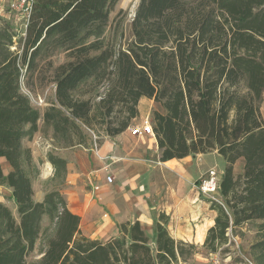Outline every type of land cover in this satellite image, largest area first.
Here are the masks:
<instances>
[{
  "label": "trees",
  "instance_id": "1",
  "mask_svg": "<svg viewBox=\"0 0 264 264\" xmlns=\"http://www.w3.org/2000/svg\"><path fill=\"white\" fill-rule=\"evenodd\" d=\"M119 1L33 0L21 50H12L9 28L0 32V158L12 168L5 174L0 164V184L17 211L0 202V264H27L34 251L36 264H186L196 254L169 233L165 213L151 236L136 220L119 224L117 237L92 239L60 190L35 200L37 167L24 140L41 114L21 91L22 70L59 50L69 60L55 69V100L43 115L55 133L80 137L78 121L119 135L139 116L141 97L152 99L165 111L152 112L162 161L214 151L225 160L205 249L218 252L246 223L264 227V0H140L124 44L119 24L102 38ZM49 160L63 178L67 161ZM253 251L264 264V238Z\"/></svg>",
  "mask_w": 264,
  "mask_h": 264
},
{
  "label": "rangeland",
  "instance_id": "2",
  "mask_svg": "<svg viewBox=\"0 0 264 264\" xmlns=\"http://www.w3.org/2000/svg\"><path fill=\"white\" fill-rule=\"evenodd\" d=\"M10 2L11 0H0V32L9 28V31L15 34L13 39L15 43L12 50H21L23 39L26 36V25L29 21L23 12V6H19L18 9H12ZM138 2L139 0H120L110 15L109 25L102 38L105 36L111 39L114 28L119 24L116 43L119 44V41H122L123 44L128 42L131 39V21ZM121 33L123 34V39L120 40ZM68 60L67 53L61 50L53 54H43L38 58L37 68L34 71H29L26 67L23 68L21 91L29 97L31 104L41 114V119L38 121V130L31 138L24 140V145L32 150L34 163L37 167V173L33 176L35 200L43 199L47 193L53 190H60L70 207H73L75 204L82 202L81 196H85L86 194L89 195V199L85 201L86 204L89 201L92 204L95 201H99H97L96 197L94 199L92 198L94 194L90 183V185L85 186L84 190L78 191L74 187L72 188L71 184L67 181V173L63 178L55 177V168L50 162L49 156L53 155L66 158L68 162L73 163L78 168L88 163L86 157H83L82 154L87 155L90 160V156L97 152L94 147L95 140L98 146H100L107 135L104 134L101 127H98L99 131H95L77 121L82 135L79 137L72 134L70 137H64L62 132L55 133L52 125L45 124L43 115L55 100L56 84L53 78L55 69ZM85 90L83 88L80 93L84 95ZM84 96L86 97L87 95ZM142 109L145 110V106ZM146 117L141 118V115H139L132 121L129 128H135ZM150 117L152 119V114ZM176 162L172 166V170L164 168L167 171L166 174L163 177L156 178L155 200L151 203V206L155 208L154 213L156 218L162 213L169 216V222L166 227L173 236H175L174 229H177V227L179 230L184 231L193 222H206L207 219L216 215V212L211 210V202L213 200L199 194L195 186L199 184L201 177L205 174L204 165H201V161H195L190 157L186 161L179 160ZM205 162L206 171L212 166L216 167L221 173V176L223 175L226 163L224 158L218 155V153L215 152V154L207 155ZM48 163L51 165L50 170H47ZM1 164L4 173L7 174L6 164ZM243 165L244 161L242 163H236L234 169L235 175L242 173ZM95 177H98V175H95ZM85 178L87 179V177ZM91 178L95 185V181L97 180H94V177ZM99 193L101 195L100 191ZM11 196L12 189L0 184V202L8 205L17 214L16 206ZM216 197L223 202L220 194ZM104 212L108 216H103ZM131 214L128 218L135 217L134 211ZM101 220L107 223L109 221H115V218L109 214L108 210H102ZM47 223L46 220L45 224ZM90 224L84 223L83 228L90 227ZM93 230L91 233L93 237H99L103 240H107L112 236H119V229L114 233L111 229L108 230V228H104L103 226H96ZM146 232L150 236L153 234L151 230L146 229ZM229 238V242L222 246L216 253L209 252L196 239L192 241L183 240L188 243H193L197 247L196 254L186 264H213L215 259H218L221 262L220 264H256L253 255V245L264 238L263 221H252L242 227L233 228ZM40 258L41 254L38 251H34L28 257L27 264H36Z\"/></svg>",
  "mask_w": 264,
  "mask_h": 264
},
{
  "label": "crops",
  "instance_id": "3",
  "mask_svg": "<svg viewBox=\"0 0 264 264\" xmlns=\"http://www.w3.org/2000/svg\"><path fill=\"white\" fill-rule=\"evenodd\" d=\"M143 106H145V110L142 109ZM138 109L141 118L150 116L154 110H158L163 114L165 113L159 104L147 97H141ZM261 111L264 118V94ZM215 152L194 154L183 159H172L164 162L161 160V152L155 136L142 135L138 137L131 133L130 128L119 135L106 136L99 146L98 152L93 153L90 156V160L87 155L82 154L83 157H86L88 163L78 168L73 163L68 162L66 158L61 157L67 161V181L71 184L72 188L74 187L78 191L84 190L85 186L89 183L91 185L94 184L91 177H94V180H97L95 183L100 186V189L95 192L92 188L94 194L92 198L96 197L99 202L95 201L92 204L89 201L86 204L85 201L89 199V195L86 194L85 196H81L82 202L75 204L73 207H70L67 202L68 207L73 213L81 217V230L84 235L92 239H101L93 237L91 234L96 226H103L115 233L119 229V224L127 221L134 222L138 220L145 230L153 232L155 221L158 218H156L154 213L155 208L151 206L152 201L155 200L156 178L163 177L166 174L167 171L164 168L172 170L174 163H177L176 161H186L190 157L195 161H201V165H204V172L206 173L205 158L209 154H215ZM242 162L243 159H240L237 163ZM1 163L6 164L8 174L12 170L10 164L5 158H0ZM107 174L114 177L113 183H107ZM95 175H98V177H95ZM83 177H87V179L85 178L84 180ZM88 180L90 181L88 182ZM99 191L101 195H99ZM44 198L37 201L41 202ZM102 210H108L109 214L115 218V221L111 220L112 222L104 223L101 220ZM132 211H134L135 217L128 218V216L132 215ZM103 216H108V214L104 212ZM215 217L216 215L210 217L206 222H193L184 231L179 230L177 227V229H174L175 236H172L175 239L185 241L196 239L200 244H204L207 231L215 224ZM84 223H91L90 227H85L84 229Z\"/></svg>",
  "mask_w": 264,
  "mask_h": 264
},
{
  "label": "built area",
  "instance_id": "4",
  "mask_svg": "<svg viewBox=\"0 0 264 264\" xmlns=\"http://www.w3.org/2000/svg\"><path fill=\"white\" fill-rule=\"evenodd\" d=\"M32 2L33 0H11L10 7L12 9H18L19 6H23V12L28 18L32 11ZM28 25V24H27ZM26 25V28H27ZM131 133L135 136H142V135H148V136H155L154 130H153V123L150 116H147L143 121L137 125L135 128L131 129ZM94 147L96 151L98 152L99 146L97 144V141L94 142ZM107 172V170H106ZM221 173L216 169V167L209 168L206 173L201 177L199 184L195 185L199 194L203 196H207L211 198L213 201L222 203L216 196L220 193V181H221ZM106 181L107 183L111 184L114 181V177L110 174L106 175ZM93 191H98L100 189V186L97 184H92ZM231 229L229 230L228 235H230ZM221 262L218 259L214 260L213 264H220Z\"/></svg>",
  "mask_w": 264,
  "mask_h": 264
},
{
  "label": "bare ground",
  "instance_id": "5",
  "mask_svg": "<svg viewBox=\"0 0 264 264\" xmlns=\"http://www.w3.org/2000/svg\"><path fill=\"white\" fill-rule=\"evenodd\" d=\"M51 169V165L48 163L47 164V170H50Z\"/></svg>",
  "mask_w": 264,
  "mask_h": 264
},
{
  "label": "water",
  "instance_id": "6",
  "mask_svg": "<svg viewBox=\"0 0 264 264\" xmlns=\"http://www.w3.org/2000/svg\"><path fill=\"white\" fill-rule=\"evenodd\" d=\"M139 1H140V0H139ZM138 4H139V2H138ZM138 4H137V5H138ZM134 16H135V11H134L133 17H134ZM132 20H133V19H132Z\"/></svg>",
  "mask_w": 264,
  "mask_h": 264
}]
</instances>
